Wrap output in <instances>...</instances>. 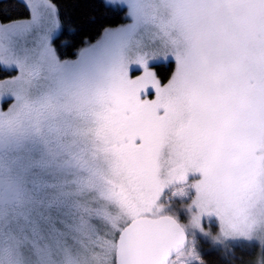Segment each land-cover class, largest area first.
Returning <instances> with one entry per match:
<instances>
[{
    "label": "snow or ice",
    "instance_id": "obj_1",
    "mask_svg": "<svg viewBox=\"0 0 264 264\" xmlns=\"http://www.w3.org/2000/svg\"><path fill=\"white\" fill-rule=\"evenodd\" d=\"M100 7L71 56L56 0L0 20V264H264V0Z\"/></svg>",
    "mask_w": 264,
    "mask_h": 264
},
{
    "label": "trees",
    "instance_id": "obj_2",
    "mask_svg": "<svg viewBox=\"0 0 264 264\" xmlns=\"http://www.w3.org/2000/svg\"><path fill=\"white\" fill-rule=\"evenodd\" d=\"M59 5L63 31L59 40H69V45L58 42V47L65 56H71L75 48L82 45L85 40L95 41L108 24H118L119 17L105 12L101 7V0H56ZM29 15L26 4L20 0H0V20L20 19ZM160 77L166 79L171 73V66L161 64L158 66ZM207 264H225L221 254L210 248L205 242L202 245ZM258 249L241 247L236 250L235 257L238 264H246L256 256Z\"/></svg>",
    "mask_w": 264,
    "mask_h": 264
},
{
    "label": "rangeland",
    "instance_id": "obj_3",
    "mask_svg": "<svg viewBox=\"0 0 264 264\" xmlns=\"http://www.w3.org/2000/svg\"><path fill=\"white\" fill-rule=\"evenodd\" d=\"M20 1H22L23 3L26 4V0H20ZM161 64H165V66H168V64L164 63V62H160V63L156 64L155 65V69H156V71L158 72L159 75H160V71L158 70V66L161 65ZM0 76H3V72H0ZM210 248H212L211 245H210Z\"/></svg>",
    "mask_w": 264,
    "mask_h": 264
}]
</instances>
